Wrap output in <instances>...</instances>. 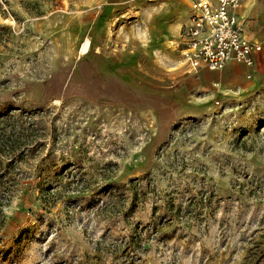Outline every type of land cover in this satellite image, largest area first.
<instances>
[{
    "label": "rangeland",
    "instance_id": "obj_1",
    "mask_svg": "<svg viewBox=\"0 0 264 264\" xmlns=\"http://www.w3.org/2000/svg\"><path fill=\"white\" fill-rule=\"evenodd\" d=\"M192 3L0 0V264H264V93L186 73Z\"/></svg>",
    "mask_w": 264,
    "mask_h": 264
},
{
    "label": "built area",
    "instance_id": "obj_2",
    "mask_svg": "<svg viewBox=\"0 0 264 264\" xmlns=\"http://www.w3.org/2000/svg\"><path fill=\"white\" fill-rule=\"evenodd\" d=\"M241 0H193L189 24L181 28L180 54L186 73L220 71L228 61L254 63L258 44L243 37L242 25L229 14Z\"/></svg>",
    "mask_w": 264,
    "mask_h": 264
},
{
    "label": "crops",
    "instance_id": "obj_3",
    "mask_svg": "<svg viewBox=\"0 0 264 264\" xmlns=\"http://www.w3.org/2000/svg\"><path fill=\"white\" fill-rule=\"evenodd\" d=\"M229 14L242 25L243 37L258 44L260 51L253 55L254 63L251 66L228 61L222 70L208 72L217 77L213 85L227 86L229 92L236 95L264 93V0H241L237 7L229 10ZM187 22L189 23V19ZM184 25L186 24L179 28V39ZM204 71L205 69H200L196 73L203 74Z\"/></svg>",
    "mask_w": 264,
    "mask_h": 264
},
{
    "label": "bare ground",
    "instance_id": "obj_4",
    "mask_svg": "<svg viewBox=\"0 0 264 264\" xmlns=\"http://www.w3.org/2000/svg\"><path fill=\"white\" fill-rule=\"evenodd\" d=\"M88 47V41H86L82 46V51H85Z\"/></svg>",
    "mask_w": 264,
    "mask_h": 264
}]
</instances>
